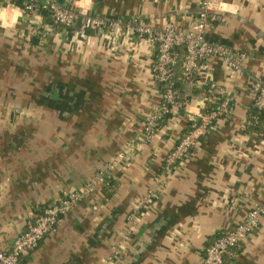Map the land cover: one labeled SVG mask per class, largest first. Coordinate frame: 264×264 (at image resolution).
Returning <instances> with one entry per match:
<instances>
[{
	"label": "crops",
	"instance_id": "obj_1",
	"mask_svg": "<svg viewBox=\"0 0 264 264\" xmlns=\"http://www.w3.org/2000/svg\"><path fill=\"white\" fill-rule=\"evenodd\" d=\"M203 1L82 0L85 15L116 25L85 34L81 22L54 26L38 7L0 8V255L29 222L82 192L115 159L107 183L62 217L20 264H202L209 244L264 202V132L251 127L264 79V0H209L220 19L211 22L208 41L247 59L238 72L211 60L203 68L207 81L199 73L181 87L189 108H172L154 138L143 142L164 102L153 72L158 51L127 25L146 21L186 31ZM219 89L232 92L229 113L168 169L167 155L193 118L218 107ZM132 145L135 153L120 159ZM150 190L159 199L145 210ZM224 264H264V218Z\"/></svg>",
	"mask_w": 264,
	"mask_h": 264
},
{
	"label": "built area",
	"instance_id": "obj_2",
	"mask_svg": "<svg viewBox=\"0 0 264 264\" xmlns=\"http://www.w3.org/2000/svg\"><path fill=\"white\" fill-rule=\"evenodd\" d=\"M82 0H37L28 4L27 11H34L38 6L48 10L54 26L73 28L81 22L79 32L85 34L88 29L95 28L101 31L105 27L115 28V24H107L98 18H93L83 13ZM0 8L15 7L13 0H0ZM214 3L205 0L199 16L188 30H181L175 24H169L163 29H157L146 21H138L127 25V32L140 39H146L150 44L157 47L158 55L154 66V80L158 85H167L163 96V104L157 112L149 119L145 126L144 143L150 142L155 135L159 120L170 114L172 108H189L188 100H181L179 94L173 89L172 80L175 75V66L179 59L178 50H185L183 64V76L186 82H192L199 73L206 74L205 81L209 78L203 68L214 59H219L230 72L241 71L247 54L237 52L224 45L210 43L207 39V30L213 20L220 16L213 14ZM203 71V72H202ZM232 92L219 89L214 95L218 107L210 112L197 114L193 118L191 130L185 134L176 147L167 155L166 167L171 169L185 161L191 152L197 148L201 139L214 126L215 122L229 113L232 101ZM256 110L264 111V79L258 80V91L254 100ZM135 145L122 148L119 158H127L135 153ZM118 165L117 159L108 164L107 170L101 176L91 180L82 192L68 195L61 201L54 202L35 220L27 224V228L14 241L11 250L0 255V264H20L21 260L29 256L40 245V243L57 226L62 217L68 215L73 208L86 195L95 193L101 186L107 183L108 173ZM159 180V178H157ZM159 199L158 190H150L144 197L142 207L148 210L153 207ZM264 218V202L255 204L246 219L230 231L217 236L206 248L202 264H224L225 256L242 242L249 239L253 233L260 229Z\"/></svg>",
	"mask_w": 264,
	"mask_h": 264
},
{
	"label": "trees",
	"instance_id": "obj_3",
	"mask_svg": "<svg viewBox=\"0 0 264 264\" xmlns=\"http://www.w3.org/2000/svg\"><path fill=\"white\" fill-rule=\"evenodd\" d=\"M15 5L18 7L26 10L27 4L25 0H14L13 1ZM29 3V2H28ZM38 9L43 13L45 16H49L50 13L48 10L43 9L42 6H38ZM64 28V27H62ZM179 53V59L177 62V65L175 66V75L172 80L173 89L177 91V93L180 96V99L183 100V92H182V85L186 83L184 76H183V64L185 59V50L183 48L178 50ZM160 90L162 94L165 92V89L167 88V85H159ZM170 117V114L164 115L162 118H168ZM251 127L253 131H256L257 133L264 132V111L254 110L251 117Z\"/></svg>",
	"mask_w": 264,
	"mask_h": 264
},
{
	"label": "clouds",
	"instance_id": "obj_4",
	"mask_svg": "<svg viewBox=\"0 0 264 264\" xmlns=\"http://www.w3.org/2000/svg\"><path fill=\"white\" fill-rule=\"evenodd\" d=\"M17 14H19V13H17Z\"/></svg>",
	"mask_w": 264,
	"mask_h": 264
}]
</instances>
